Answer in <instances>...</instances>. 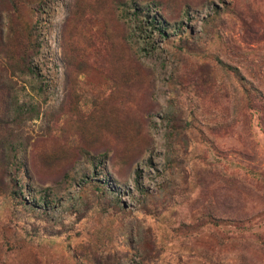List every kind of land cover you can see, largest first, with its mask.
Here are the masks:
<instances>
[{"label": "rangeland", "instance_id": "obj_1", "mask_svg": "<svg viewBox=\"0 0 264 264\" xmlns=\"http://www.w3.org/2000/svg\"><path fill=\"white\" fill-rule=\"evenodd\" d=\"M0 264H264V0H0Z\"/></svg>", "mask_w": 264, "mask_h": 264}]
</instances>
